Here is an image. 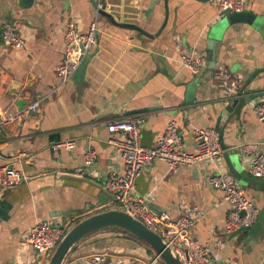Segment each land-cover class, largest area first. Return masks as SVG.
Listing matches in <instances>:
<instances>
[{"label":"crops","instance_id":"obj_1","mask_svg":"<svg viewBox=\"0 0 264 264\" xmlns=\"http://www.w3.org/2000/svg\"><path fill=\"white\" fill-rule=\"evenodd\" d=\"M245 1V8L257 13L255 22L224 23L210 49L209 29L222 19L215 0H169L168 22L154 36L112 23L91 0H35L30 8H22L18 0H0V110L20 108L19 99L26 100L24 108L35 100L40 105L38 114L26 113L8 123L0 136V164H14L27 176L15 187H0V205L9 203V218L0 219V264H46L26 240L34 224L51 221L69 229L110 208L112 196L104 182L110 172H123L126 164L110 142L108 124L132 114L145 119L146 146L157 144L171 119L178 120L182 147L188 151L197 150L198 128L219 130L222 156L175 168L157 160L143 168L135 194L173 216L199 211L193 232L209 245L216 264H264V236L246 243V233H227L232 204L207 181L213 172H230L226 155L249 174L237 148L241 142H253L255 153H264V122L252 110L255 102L264 100V72L251 78L264 66V0ZM106 2V10L117 20L135 22L151 33L164 20V0ZM8 20L17 24L22 45L4 41ZM70 21L79 34L96 24V43L87 51L89 61L79 78L60 69L67 59L65 31ZM201 51L207 52V63L193 73L182 56ZM192 80L199 86L188 101ZM230 85L241 96L259 95L230 112L226 104L232 100L225 95ZM70 138L75 146L61 148L54 156L52 145ZM90 147L96 150L91 165L86 161ZM242 187L261 207L264 189L244 183ZM96 253H104L102 264H165L151 246L117 227L89 233L64 264H89Z\"/></svg>","mask_w":264,"mask_h":264},{"label":"built area","instance_id":"obj_2","mask_svg":"<svg viewBox=\"0 0 264 264\" xmlns=\"http://www.w3.org/2000/svg\"><path fill=\"white\" fill-rule=\"evenodd\" d=\"M219 6V14L223 16L227 9L240 11L245 9V0H215ZM4 41L14 45H22L24 40L15 22H5L2 32ZM65 37L67 42V59L61 66V71L66 76H71L77 69L82 57L96 43V24L86 34H79L75 24L70 21L67 24ZM183 65L193 73H198L207 63V52L197 54H185L181 59ZM227 86L229 83L224 82ZM230 85L226 96L234 95ZM39 101L35 100L25 108H7L0 110V136L5 126L13 121H20L28 113H39ZM252 110L258 119L264 122V100L255 102ZM145 119L140 114H132L120 119L112 120L108 124L112 132L110 142L114 149L123 158L126 169L123 172L116 170L110 172L104 182L105 188L110 192V207L124 209L141 219L148 227L161 234L167 243L180 256L184 264H216L209 245L201 241L193 232L199 211L183 210L175 216L167 209L155 210L149 206L145 199L135 194L136 181L145 166L151 165L157 160H165L170 168L180 164H192L198 159L216 158L224 154V146L219 130L212 126L201 127L196 130L198 146L196 151H188L182 147V136L179 131L178 120L171 119L165 133L159 138L156 145L146 146L142 143L143 124ZM121 133L124 137L117 136ZM73 138L55 142L52 145V153L59 156L60 149H71L75 146ZM244 166L253 176H264V153H255L253 142H241L237 146ZM96 150L92 147L86 152L87 164L95 161ZM22 169L14 164H0V187H15L26 179ZM208 183L221 192L227 201L232 204V209L225 222V231L235 233L243 226L252 225L257 219L260 207L247 196L242 187L241 180L231 172H213L207 178ZM68 229L66 226L54 225L51 221H41L34 224L26 240L34 246L38 254L46 261L49 258ZM159 256V254H158ZM160 257V256H159ZM104 253H96L89 264H102Z\"/></svg>","mask_w":264,"mask_h":264},{"label":"water","instance_id":"obj_3","mask_svg":"<svg viewBox=\"0 0 264 264\" xmlns=\"http://www.w3.org/2000/svg\"><path fill=\"white\" fill-rule=\"evenodd\" d=\"M67 3L70 0H65ZM94 6L98 9V11L107 16L112 23L131 28L137 30L141 34H145L147 36H154L159 35L163 29L165 28L168 19H169V0H164L165 2V16L164 20L156 33H151L139 24L135 22L129 21H121L117 20L112 13L106 10L107 2L106 0H91ZM35 0H18V4L22 8H30L32 7ZM99 2H101V6H99ZM257 17V13L245 8L240 11H231L227 9L225 14L222 16V19L217 23L213 24L209 29V36L207 38L208 44L210 45V49L214 48V44L216 40L220 36L222 31V27L224 23L233 24L236 22H245L249 24H253ZM87 54V53H86ZM84 55L82 57L81 62L79 63L77 69L74 71V75L79 78L80 74L82 73L83 69L87 65L89 61V56ZM211 56V54H210ZM264 72V66L258 68L251 74V78L253 79L257 74ZM199 84L197 80H192L188 84V101H193L196 91ZM259 94H254L253 96H241L240 94H234L226 96V99L232 100L227 102L226 109L230 112L237 111L239 106L243 103H249L253 98L258 96ZM18 105L20 108H23L26 100L19 99ZM223 138L221 134V139ZM223 142V139H222ZM227 164L229 170L232 174H234L238 179L241 180L244 184H254L256 187H262L264 189V176H253L251 174H244L236 165L235 162L231 159L230 155H226ZM103 197V194H102ZM103 200V199H102ZM9 203L3 202L0 205V219H8L9 213L8 209ZM105 227H117L120 229L125 230L126 232L134 235L135 237L139 238L140 240L147 243L151 246L157 254H159L160 258L164 261L165 264H184L183 260L180 256L174 251V249L167 243L165 238L156 232L155 230L148 227L141 219L137 218L136 216L132 215L130 212L110 207L107 209H103L99 212L93 213L80 221L76 224L71 226L62 239L59 241L55 249L53 250L49 261L47 264H64L67 255L73 249V247L84 237H86L89 233L94 230L105 228ZM241 232L246 233L245 242H257L260 241L261 238L264 236V203L260 207L258 219L250 226H243L239 228L234 235H237Z\"/></svg>","mask_w":264,"mask_h":264},{"label":"trees","instance_id":"obj_4","mask_svg":"<svg viewBox=\"0 0 264 264\" xmlns=\"http://www.w3.org/2000/svg\"><path fill=\"white\" fill-rule=\"evenodd\" d=\"M242 237H244V238H245V234H243V235H242Z\"/></svg>","mask_w":264,"mask_h":264},{"label":"bare ground","instance_id":"obj_5","mask_svg":"<svg viewBox=\"0 0 264 264\" xmlns=\"http://www.w3.org/2000/svg\"><path fill=\"white\" fill-rule=\"evenodd\" d=\"M66 55V54H65Z\"/></svg>","mask_w":264,"mask_h":264}]
</instances>
